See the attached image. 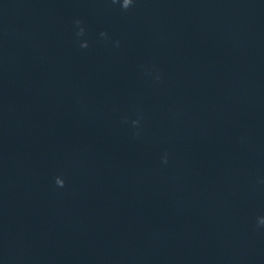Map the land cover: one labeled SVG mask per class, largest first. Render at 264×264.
Here are the masks:
<instances>
[{
	"label": "water",
	"instance_id": "water-1",
	"mask_svg": "<svg viewBox=\"0 0 264 264\" xmlns=\"http://www.w3.org/2000/svg\"><path fill=\"white\" fill-rule=\"evenodd\" d=\"M121 4L0 0V264H264V0Z\"/></svg>",
	"mask_w": 264,
	"mask_h": 264
},
{
	"label": "clouds",
	"instance_id": "clouds-1",
	"mask_svg": "<svg viewBox=\"0 0 264 264\" xmlns=\"http://www.w3.org/2000/svg\"><path fill=\"white\" fill-rule=\"evenodd\" d=\"M120 0H113V3H119ZM134 3V0H122V4H121V7L125 10H127L128 8H130ZM76 23L79 25L81 23V21H76ZM84 29L81 28L80 31L77 33V35L79 36H83L84 35ZM102 36H107V33L106 32H102L101 33ZM119 45V42H117V46ZM81 47H84V48H87L88 47V44L87 42H84ZM134 124H139V121H133ZM164 163H167V158L164 159ZM56 184L59 186V187H63L64 184H65V181L63 178H60V177H57L56 179ZM259 225H264V217H261L259 218Z\"/></svg>",
	"mask_w": 264,
	"mask_h": 264
}]
</instances>
